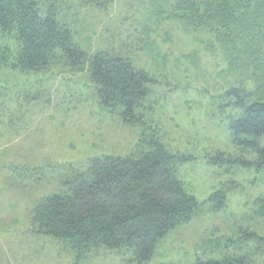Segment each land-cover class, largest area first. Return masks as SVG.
<instances>
[{
	"label": "rangeland",
	"instance_id": "374dc122",
	"mask_svg": "<svg viewBox=\"0 0 264 264\" xmlns=\"http://www.w3.org/2000/svg\"><path fill=\"white\" fill-rule=\"evenodd\" d=\"M85 2L60 1L59 20L82 49L120 53L151 74L155 83L142 106L146 135L188 158L178 176L200 208L147 263L127 249L79 254L38 233L31 218L38 202L89 160L130 155L143 131L101 105L86 72L59 65L26 72L0 63V264H196L198 258L237 254L244 232L264 236V217L256 215L264 199V163L231 137L236 111L222 109L219 96L237 84V76L221 51H210L209 35L156 20L148 0H115L105 8ZM5 46L14 50L17 39L0 32V50ZM219 153L243 162L213 163ZM223 200V208L214 209ZM257 260L264 264V254Z\"/></svg>",
	"mask_w": 264,
	"mask_h": 264
},
{
	"label": "trees",
	"instance_id": "16d2710c",
	"mask_svg": "<svg viewBox=\"0 0 264 264\" xmlns=\"http://www.w3.org/2000/svg\"><path fill=\"white\" fill-rule=\"evenodd\" d=\"M64 0H0V32L13 34L17 46L0 50V63L26 72H43L54 65L87 73L101 105L121 121L143 131L142 142L130 155L96 157L83 170L65 176L61 188L45 196L31 211L40 234L83 254L105 248L133 251L138 263L149 262L161 241L188 224L200 208L178 176L188 158L174 154L157 137H147L148 120L142 106L155 83L120 53H89L59 20ZM105 8L115 0H85ZM159 21H177L187 33L209 35L211 52L221 51L237 84L219 96L221 108L236 111L229 121L234 143L251 150L264 163V0H148ZM252 84L250 87L246 82ZM213 163L243 162L224 153ZM37 169H34L35 172ZM31 173V172H30ZM225 196L217 194L220 198ZM224 200L214 209H221ZM256 215L264 217V199ZM234 255L211 257L196 264H257L264 254V236L244 232ZM251 243V244H249ZM237 250V251H238Z\"/></svg>",
	"mask_w": 264,
	"mask_h": 264
}]
</instances>
